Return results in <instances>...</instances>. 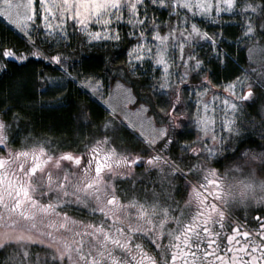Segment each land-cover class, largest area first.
Masks as SVG:
<instances>
[{"label":"snow or ice","instance_id":"obj_1","mask_svg":"<svg viewBox=\"0 0 264 264\" xmlns=\"http://www.w3.org/2000/svg\"><path fill=\"white\" fill-rule=\"evenodd\" d=\"M0 15L25 44L0 54L19 61L63 68L74 41L127 39L108 89L95 74L72 82L111 96L115 79L125 111L153 113L147 131L108 104L84 135L85 104L74 128L37 129L25 110L63 107L67 68L34 73L30 99L23 81L0 97V264H264V0H0ZM231 27L243 55L223 47Z\"/></svg>","mask_w":264,"mask_h":264},{"label":"trees","instance_id":"obj_2","mask_svg":"<svg viewBox=\"0 0 264 264\" xmlns=\"http://www.w3.org/2000/svg\"><path fill=\"white\" fill-rule=\"evenodd\" d=\"M224 36L227 37L223 47L230 51L234 57L238 54L243 55V53H238L233 46L230 45L231 39L234 36H238L239 29L237 27L224 28ZM0 38L5 42L0 44V52L3 49H12L13 51L19 50L23 52L25 50L24 37L17 34L10 26L0 20ZM15 45V48L13 47ZM128 41L125 39L123 43L118 47H113L111 44L100 46L98 43H94L91 46L85 45L84 48H77V43L74 41L72 44L68 45L67 50L63 51L65 57L68 58L67 65L69 71L77 76L80 75L83 79V74L97 75V78L103 80L105 85L108 86L107 81L110 77L115 76V68L121 65L125 61V55L127 53ZM19 54V53H18ZM46 55H55L56 48L54 46L53 50L49 51L45 49ZM243 63V61H240ZM208 67L212 69V72L217 76L223 77L230 72L235 71V63H230L227 67L223 65H218L217 63L207 61ZM0 67H6V70L0 71V97L8 96L10 89H15L16 85L23 81L28 85L27 92L28 98H31L33 93L32 81L34 79V73L36 76L39 75H49L55 77H62V73L59 70V66L50 60L43 59L38 56H32L27 61L15 60L12 57H4L0 54ZM116 79H119L117 76ZM143 83L139 84V91L145 95H150L149 90L146 88L148 80L142 78ZM112 81H115L112 80ZM41 83L37 82L35 84L34 94L36 98L47 100L51 96V92L44 93L41 96ZM62 83L65 84L63 89L65 92V98L63 102V107L55 109H41L37 105L34 109H27L29 113V118L35 124V127L39 130H47V125H55L57 129H67L69 127H75L81 121L77 120L76 113L80 105H88L87 111L90 113V119L92 121L91 125L84 124L82 132L84 135L88 133L90 127H94L101 120L105 119L109 112L95 99H93L89 94L83 91L77 84L72 82V79H64ZM135 91V90H134ZM156 100L155 97H152ZM14 103H22V98H16L13 100ZM144 101H140L143 103ZM21 110L19 107L13 108V111ZM250 111H252L250 109ZM255 112H253L254 115ZM152 116L153 113L149 112ZM260 131L259 129H255ZM254 131V132H256ZM250 140L258 139L257 134L248 135Z\"/></svg>","mask_w":264,"mask_h":264},{"label":"rangeland","instance_id":"obj_3","mask_svg":"<svg viewBox=\"0 0 264 264\" xmlns=\"http://www.w3.org/2000/svg\"><path fill=\"white\" fill-rule=\"evenodd\" d=\"M221 15L223 16L224 19H228L230 17V13H221ZM163 18L167 19V12H164L163 13ZM0 20L3 21L4 23H6L8 26H10L17 34H19L20 36L23 37V35L20 33V31L17 30L16 27H14L11 23V21L7 18V17H4L3 15H0ZM207 30L209 32H212V31H215L216 29L212 28V27H207ZM134 42V41H133ZM230 45L234 47V49L236 50V52L239 53V48L237 47V45L235 44L234 40L231 39L230 41ZM95 43H98L99 42H95ZM127 56L125 55V60H126ZM206 63H207V60H206ZM64 68H67V70L69 71V67L67 65V63L64 65V67H59V70L61 71L62 75H63V71H64ZM49 76V75H48ZM49 77H55V76H49ZM73 77H76L75 75L72 74V77H68L66 78L67 79H73ZM56 78H60V77H56ZM149 83V82H148ZM148 83L146 85V88L149 90V94H151V91L150 89L148 88ZM79 86V84H77ZM80 87V86H79ZM83 91H85L87 94L90 95L89 91L80 87ZM105 88L108 89L109 88V85L106 86L105 85ZM111 91H112V95L109 96L108 95V91H104L103 93H97L96 96H92L90 95L93 99H95L96 101H98L106 110H107V106L108 104H110L113 108H116L122 115L124 116H127L129 118L130 121L134 122L137 124V126L139 127V125L141 123L144 124L145 126V129L147 131H151V129L149 128L148 124H147V121L145 119V116H151L149 114V112L147 114H142V113H137L136 110H135V107L133 106V104H127L126 105V108L128 109V111H125V103H124V98H123V95L115 89V81H112V84H111ZM152 97H155V96H152ZM155 99H157L155 97ZM107 101V103H105ZM138 106V105H137ZM108 111V110H107ZM254 112V110H252ZM255 115V113H254ZM255 129H249V134L248 135H251V134H257L259 136V131L257 130L256 132ZM88 133H86L87 135ZM182 139H186L188 138L187 136H182L181 137ZM215 167H219V165H213ZM137 171H142V166L140 168H137Z\"/></svg>","mask_w":264,"mask_h":264}]
</instances>
